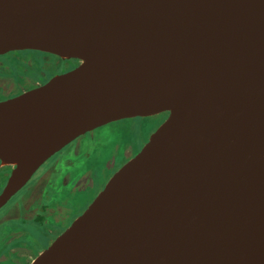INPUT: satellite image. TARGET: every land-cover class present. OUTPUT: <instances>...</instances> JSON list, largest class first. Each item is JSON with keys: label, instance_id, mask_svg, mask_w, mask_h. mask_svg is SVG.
<instances>
[{"label": "water", "instance_id": "obj_1", "mask_svg": "<svg viewBox=\"0 0 264 264\" xmlns=\"http://www.w3.org/2000/svg\"><path fill=\"white\" fill-rule=\"evenodd\" d=\"M73 67L0 99V208L51 155L166 112L29 264H264V0H0V54Z\"/></svg>", "mask_w": 264, "mask_h": 264}, {"label": "rangeland", "instance_id": "obj_2", "mask_svg": "<svg viewBox=\"0 0 264 264\" xmlns=\"http://www.w3.org/2000/svg\"><path fill=\"white\" fill-rule=\"evenodd\" d=\"M42 56L41 60L27 54L25 62L34 64L35 68L23 74L24 79L29 82H44L69 67L51 55ZM4 69L9 72L6 65ZM16 83L14 74L0 75L3 94L15 92ZM159 119L155 114L107 123L106 126L90 130L68 143L47 165L46 162L51 157L43 162L45 166H39L26 183L27 187L17 191L0 210V214L5 211L0 216V221L7 218L0 223V264H29L90 203L97 189L101 188L114 170L140 149L159 125ZM70 150L74 151L70 154ZM124 154L128 157H124ZM35 175L39 178L31 181ZM2 186L0 184V190ZM44 203L48 205L49 211L43 213L40 223L44 229L51 231L48 239L41 238L36 224L25 215L26 210H23L38 213ZM13 232L16 235L6 242L5 239Z\"/></svg>", "mask_w": 264, "mask_h": 264}, {"label": "trees", "instance_id": "obj_3", "mask_svg": "<svg viewBox=\"0 0 264 264\" xmlns=\"http://www.w3.org/2000/svg\"><path fill=\"white\" fill-rule=\"evenodd\" d=\"M27 54H31L32 57L34 55V58H40L41 60L43 58V56H42L43 52L42 51L33 50V49L13 50V51L6 52L4 54H0V75H4L5 73L14 74L15 77H16V80L18 82V83H16L17 90L15 92H9L8 94H3L2 90L0 88V98H4V97H6L8 95H12L14 93L19 92L23 88H28V87L33 85L32 83H34V82H29L28 80H26V78L24 79V77H22L23 74H27L29 72V70H32V69L35 68L34 64H27L25 62V58H26ZM5 65H6L7 69L9 70V72L4 69ZM22 66H24L25 68H23ZM15 73H17V74H15ZM19 74H20V76H19ZM33 80H36V79H33ZM137 117H139V116H137ZM106 125L107 124H105V126ZM103 126L104 125L99 126V127L95 128V129H100ZM76 139L77 138H75L71 142L75 141ZM65 147H67V145ZM65 147L63 149H65ZM63 149H61L58 152H56L53 155H51L50 156L51 158L49 157L50 160H48L49 159L48 158L47 159L48 162H46L47 160L45 161L46 165L48 163H50L52 161V159L56 156V154H59V152H61ZM72 151H74V150H70V154L72 153ZM44 166H45V164H44ZM9 169H10V167L7 166V165H0V184H1V186L6 180V177H7V174L9 172ZM38 178H37V175H35L34 178H32L31 181H34L35 179H38ZM27 185L28 184L24 185L22 188L25 189L27 187ZM21 189L19 191H21ZM5 205H3V206H5ZM3 206L1 208H3ZM1 208H0V210H1ZM22 209H23V207H22ZM23 210H26L25 215L28 218H31L30 220L33 221L36 224L38 230L40 231V235L42 236L41 238L42 239H48V234H50L51 231H48V230L44 229L42 227L41 223H40V221L43 220V213L49 211L48 210V205H46V203H44V205L41 204V209H40V212H38V213L37 212L35 213V211L34 212L33 211L29 212L27 209H23ZM4 213H5V211L3 213H1L0 216H2ZM11 217H13V216H11ZM5 219H7V218H5ZM5 219H3V220H5ZM3 220H1L0 223L3 222ZM14 235H16L15 232H13L10 236H8L5 239V241L9 242ZM10 247H12V246H10Z\"/></svg>", "mask_w": 264, "mask_h": 264}, {"label": "flooded vegetation", "instance_id": "obj_4", "mask_svg": "<svg viewBox=\"0 0 264 264\" xmlns=\"http://www.w3.org/2000/svg\"><path fill=\"white\" fill-rule=\"evenodd\" d=\"M43 54H45V55H51L52 57H54L55 59H57V60H59L60 59V61H62V62H65L66 63V65L67 66H69L67 69H69V68H71V67H73L74 65H76L77 63H78V60L77 59H74V58H59V56H57V55H54V54H50V53H46V52H43ZM66 69V70H67ZM47 80V79H46ZM40 83H42V82H39V81H35L34 83H32L33 85L32 86H35V85H37V84H40ZM32 86H30V87H32ZM30 87H28V88H30ZM25 89H27V88H23V89H21L20 91H22V90H25ZM19 91V92H20ZM19 92H17V93H19ZM17 93H14V94H12V95H8V96H6V97H9V96H13V95H15V94H17ZM6 97H4V98H6ZM4 98H0V99H4ZM155 115V114H154ZM156 115H158L159 116V123L165 118V116H166V112H161V113H158V114H156ZM150 116V115H149ZM79 137H81V136H79ZM79 137H77V139L79 138ZM76 139V140H77ZM124 157H128L127 155H125L124 154ZM8 175V174H7ZM102 187V186H101ZM99 191V189H97V191L95 192V194L97 193ZM9 201V200H8ZM82 211V210H81ZM81 211H79L78 213H80ZM77 213V214H78ZM69 224V223H68ZM61 231V230H60Z\"/></svg>", "mask_w": 264, "mask_h": 264}, {"label": "bare ground", "instance_id": "obj_5", "mask_svg": "<svg viewBox=\"0 0 264 264\" xmlns=\"http://www.w3.org/2000/svg\"><path fill=\"white\" fill-rule=\"evenodd\" d=\"M60 58V57H59ZM60 60V59H59Z\"/></svg>", "mask_w": 264, "mask_h": 264}]
</instances>
